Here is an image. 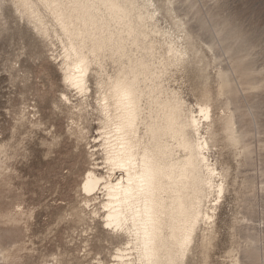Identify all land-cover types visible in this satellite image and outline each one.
Here are the masks:
<instances>
[{"label":"rangeland","instance_id":"obj_1","mask_svg":"<svg viewBox=\"0 0 264 264\" xmlns=\"http://www.w3.org/2000/svg\"><path fill=\"white\" fill-rule=\"evenodd\" d=\"M31 2L40 21L20 1L0 0V264H112L122 240L103 228L102 185L80 190L88 170L112 176L94 101L97 68L79 107L64 79L67 39ZM152 2L159 27L189 45L166 83L189 110L211 107L205 136L224 175L212 235L203 238L199 226L186 264H264V0Z\"/></svg>","mask_w":264,"mask_h":264},{"label":"bare ground","instance_id":"obj_2","mask_svg":"<svg viewBox=\"0 0 264 264\" xmlns=\"http://www.w3.org/2000/svg\"><path fill=\"white\" fill-rule=\"evenodd\" d=\"M18 1L30 18L41 20L31 0ZM38 1L67 39L64 79L71 87L69 81L79 84L73 87L81 97L79 107H85L82 97L90 91L92 67L97 68L94 101L103 118L101 146L112 176L88 170L80 190L90 195L102 185L103 214L93 210L94 216L105 223L112 215L119 222V230L109 229L122 240L112 264H186L199 226H205L203 238L212 235L224 175L210 160L212 146L205 136L211 107L198 103L196 111L189 110L166 83V75L189 58L185 37L159 27L160 9L152 0ZM116 172L121 174L114 178Z\"/></svg>","mask_w":264,"mask_h":264},{"label":"snow or ice","instance_id":"obj_3","mask_svg":"<svg viewBox=\"0 0 264 264\" xmlns=\"http://www.w3.org/2000/svg\"><path fill=\"white\" fill-rule=\"evenodd\" d=\"M69 83L72 84L73 87L78 88L79 84L77 82L69 81ZM106 222L103 224V228L105 230L109 229H116L119 230V222H115L116 218H114L112 215H109L105 218Z\"/></svg>","mask_w":264,"mask_h":264}]
</instances>
